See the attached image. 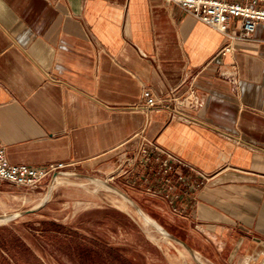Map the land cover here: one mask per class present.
Segmentation results:
<instances>
[{"label":"crops","instance_id":"obj_1","mask_svg":"<svg viewBox=\"0 0 264 264\" xmlns=\"http://www.w3.org/2000/svg\"><path fill=\"white\" fill-rule=\"evenodd\" d=\"M227 42L167 0H0L9 160L109 174L155 140L210 176L175 189L181 228L215 263L264 264V23ZM145 88L177 100L147 111Z\"/></svg>","mask_w":264,"mask_h":264},{"label":"rangeland","instance_id":"obj_2","mask_svg":"<svg viewBox=\"0 0 264 264\" xmlns=\"http://www.w3.org/2000/svg\"><path fill=\"white\" fill-rule=\"evenodd\" d=\"M60 176L65 181L51 176L36 187L0 180V216L13 215L0 222V264H219L180 218L163 215L157 198L121 177L88 169ZM140 209L171 236L147 224Z\"/></svg>","mask_w":264,"mask_h":264},{"label":"built area","instance_id":"obj_3","mask_svg":"<svg viewBox=\"0 0 264 264\" xmlns=\"http://www.w3.org/2000/svg\"><path fill=\"white\" fill-rule=\"evenodd\" d=\"M177 4L187 14L206 23L224 34L228 42L220 53L233 51L238 40H252L257 26L264 23V0H167ZM143 107L147 111L165 101H176V97L159 99L151 89L142 92ZM191 99H180L179 104L189 105ZM117 166L110 178H127L126 184L138 188L146 195L157 198L173 216H184L186 208L178 201L180 194L175 192L179 186L201 187L210 178L172 150L163 147L155 140H146L132 151L119 155ZM68 164L50 163L44 167H34L25 163H12L6 146L0 140V180L15 185L39 186L47 178L64 171ZM193 199H196L192 195Z\"/></svg>","mask_w":264,"mask_h":264},{"label":"bare ground","instance_id":"obj_4","mask_svg":"<svg viewBox=\"0 0 264 264\" xmlns=\"http://www.w3.org/2000/svg\"><path fill=\"white\" fill-rule=\"evenodd\" d=\"M93 180V179H92ZM63 181H65V178L64 177H62V176H60V175H57L56 177H55V182L56 183H61V182H63ZM92 182V181H91ZM124 199L126 200V201H128V198L126 197V196H124ZM10 216H13V215H9V216H0V222H5V221H7L9 218H10ZM143 216H144V219L146 220V223L147 224H149L151 227H154V228H156V229H158V231L162 234V235H164V237H168V235L164 232V231H162V229H161V227H160V225H159V223L154 219V218H152L151 216H149L148 214H146V213H143ZM196 257L198 258V256L196 255ZM199 259V258H198ZM201 263H203V264H206L205 262H201Z\"/></svg>","mask_w":264,"mask_h":264},{"label":"water","instance_id":"obj_5","mask_svg":"<svg viewBox=\"0 0 264 264\" xmlns=\"http://www.w3.org/2000/svg\"><path fill=\"white\" fill-rule=\"evenodd\" d=\"M61 173H64V174H68V173H72V172H70V171H61V172H59V173H57V174H55L54 175V179H55V177L57 176V175H61ZM116 191L118 192V193H120L123 197L124 196H126L127 198H128V201L129 202H131V203H133V204H135V202H133L125 193H123L122 191H120V190H118V189H116ZM135 205H137V204H135ZM36 210V208H34V209H29V210H26L25 212L26 213H30V212H33V211H35ZM140 211H141V214L143 215V213H145L142 209H140ZM160 225V224H159ZM160 227H161V229H162V231H164L167 235H168V237L169 236H171L161 225H160ZM180 242H182V243H184L185 245H186V243L185 242H183L182 240H179ZM191 251H193V250H191ZM193 253H194V251H193Z\"/></svg>","mask_w":264,"mask_h":264},{"label":"trees","instance_id":"obj_6","mask_svg":"<svg viewBox=\"0 0 264 264\" xmlns=\"http://www.w3.org/2000/svg\"><path fill=\"white\" fill-rule=\"evenodd\" d=\"M84 249L87 250L88 248L85 247ZM103 249L106 250V252H108V253H110V252H112L113 250H115V249L110 248V247H108V246H104Z\"/></svg>","mask_w":264,"mask_h":264}]
</instances>
